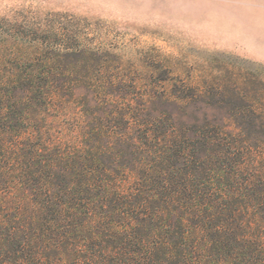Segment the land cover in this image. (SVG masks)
<instances>
[{"label":"trees","instance_id":"obj_1","mask_svg":"<svg viewBox=\"0 0 264 264\" xmlns=\"http://www.w3.org/2000/svg\"><path fill=\"white\" fill-rule=\"evenodd\" d=\"M159 75L151 92L100 69L0 71V264H264V107L185 124L180 105L224 77Z\"/></svg>","mask_w":264,"mask_h":264},{"label":"rangeland","instance_id":"obj_2","mask_svg":"<svg viewBox=\"0 0 264 264\" xmlns=\"http://www.w3.org/2000/svg\"><path fill=\"white\" fill-rule=\"evenodd\" d=\"M83 50L104 64L74 61ZM24 69H100L151 92L161 72L206 87L208 77H224L221 92L192 95L174 117L234 128L258 118L251 99L264 107V0H0V71ZM239 72L262 82L235 87L227 79Z\"/></svg>","mask_w":264,"mask_h":264}]
</instances>
